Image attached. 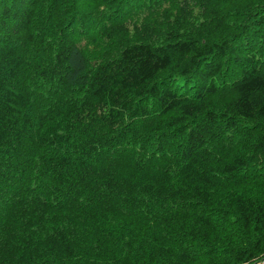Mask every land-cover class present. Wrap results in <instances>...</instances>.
<instances>
[{"label":"trees","instance_id":"trees-1","mask_svg":"<svg viewBox=\"0 0 264 264\" xmlns=\"http://www.w3.org/2000/svg\"><path fill=\"white\" fill-rule=\"evenodd\" d=\"M0 264H264V0H0Z\"/></svg>","mask_w":264,"mask_h":264}]
</instances>
